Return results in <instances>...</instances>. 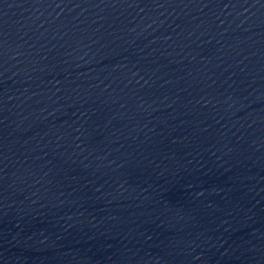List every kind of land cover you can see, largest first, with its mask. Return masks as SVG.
Masks as SVG:
<instances>
[{"label": "water", "instance_id": "95a60500", "mask_svg": "<svg viewBox=\"0 0 264 264\" xmlns=\"http://www.w3.org/2000/svg\"><path fill=\"white\" fill-rule=\"evenodd\" d=\"M0 264H264V0H0Z\"/></svg>", "mask_w": 264, "mask_h": 264}]
</instances>
